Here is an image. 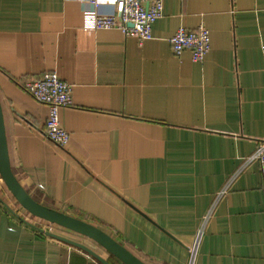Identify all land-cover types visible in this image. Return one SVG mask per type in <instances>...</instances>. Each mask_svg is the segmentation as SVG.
Wrapping results in <instances>:
<instances>
[{
  "label": "crops",
  "instance_id": "obj_1",
  "mask_svg": "<svg viewBox=\"0 0 264 264\" xmlns=\"http://www.w3.org/2000/svg\"><path fill=\"white\" fill-rule=\"evenodd\" d=\"M94 9L0 0V103L21 185L146 264H264L263 176L246 162L264 141V0H164L142 44L87 30ZM201 24L206 59L174 54L175 32ZM51 71L73 86V105L60 109L64 147L44 134L48 106L23 87ZM22 209L0 174V264H102Z\"/></svg>",
  "mask_w": 264,
  "mask_h": 264
},
{
  "label": "built area",
  "instance_id": "obj_2",
  "mask_svg": "<svg viewBox=\"0 0 264 264\" xmlns=\"http://www.w3.org/2000/svg\"><path fill=\"white\" fill-rule=\"evenodd\" d=\"M108 3L112 9L102 11L101 5ZM95 9L85 12L87 30L118 29L126 36L136 37L140 44L153 38V24L162 17L164 0H89ZM174 54L180 55L189 50L195 62H203L211 49L210 31L204 24L195 30L180 27L170 38ZM264 54V46H263ZM24 89L38 102L46 104L49 114L45 122L44 134L59 146H66L71 134L64 128L60 109L73 105V86L63 80L55 71L31 77L23 82ZM257 161L263 176L264 188V141H261L246 162ZM228 191V186L219 192V198ZM211 213V212H210ZM208 214L205 218H209Z\"/></svg>",
  "mask_w": 264,
  "mask_h": 264
},
{
  "label": "water",
  "instance_id": "obj_3",
  "mask_svg": "<svg viewBox=\"0 0 264 264\" xmlns=\"http://www.w3.org/2000/svg\"><path fill=\"white\" fill-rule=\"evenodd\" d=\"M0 174L15 197L19 204L28 211L31 215L36 218H40L47 222L57 224L61 227H64L68 230L74 231L78 234L86 236L100 246H102L110 255L114 256L124 264H146L130 250H128L123 244L117 241L113 236H111L104 229L96 226L93 223H90L86 220L80 219L68 213L50 208L38 201H36L27 190L21 185L20 181L14 174L9 157V150L6 138V130L4 123V115L2 106L0 103ZM50 236L57 238L61 241L69 243L81 250H84L86 253L90 254L102 264H112L98 252L90 248L84 243L78 242L76 240L70 239L68 237L56 234L49 233Z\"/></svg>",
  "mask_w": 264,
  "mask_h": 264
},
{
  "label": "rangeland",
  "instance_id": "obj_4",
  "mask_svg": "<svg viewBox=\"0 0 264 264\" xmlns=\"http://www.w3.org/2000/svg\"><path fill=\"white\" fill-rule=\"evenodd\" d=\"M16 202H17V204L19 206H21L17 200H16ZM21 208H23V207L21 206ZM22 210L26 211L24 208ZM26 212H27V214L29 213L28 211H26ZM53 230H54L55 233H58V234L63 235V236H66V237H68L70 239H73V240H76L78 242L84 243L87 246H92V247H96V246L99 247L100 246L98 243H96L92 239H90V238H88L86 236H83L81 234H78V233H76L74 231L68 230V229H66L64 227H61V226H59L57 224L53 225ZM104 250L105 249L103 248V251Z\"/></svg>",
  "mask_w": 264,
  "mask_h": 264
}]
</instances>
